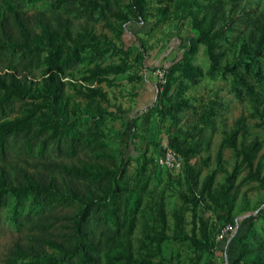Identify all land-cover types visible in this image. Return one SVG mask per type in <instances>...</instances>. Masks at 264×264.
Here are the masks:
<instances>
[{"label": "rangeland", "instance_id": "rangeland-1", "mask_svg": "<svg viewBox=\"0 0 264 264\" xmlns=\"http://www.w3.org/2000/svg\"><path fill=\"white\" fill-rule=\"evenodd\" d=\"M225 2L215 18L216 28L243 13H249L253 22L242 33H234L229 41L221 43L225 55L220 66L235 62L240 47L264 16V0ZM6 4L32 18L43 14L52 25L59 16L68 18L74 34L87 28L101 42H110L127 53L128 67L121 75L108 76L103 82L87 81L94 65L102 68L121 64L124 55L111 51L96 63L85 60L69 70L64 79L67 120L82 123L102 112L110 114L101 127L103 140L119 166L128 163L126 226L114 247L102 254L104 264H231L238 255V239L249 224L253 221L252 229L257 232L264 226V85L251 80L254 94L250 95L230 75L223 78L207 74L206 50L198 46L192 62L204 75L195 87L175 75L168 96L186 98L198 115L215 101L217 113L205 125L198 153L188 164L182 162L179 171L170 172L157 166L156 157L194 118L192 110L186 109L181 122L173 123L165 112L167 103L161 96L156 97V91L161 92L165 83L160 73L180 60L189 48L188 40L197 36L191 18L177 12L165 22L157 15L158 4L153 2L145 24H130L118 36L122 21L111 18L85 22L68 15L67 8L56 9L53 0H0V20L6 14ZM117 10L128 16V3L121 1ZM32 28L38 33L36 27ZM137 57L141 59L135 60ZM253 66L264 73V59ZM6 71L0 67V74ZM41 79L40 70L28 77L33 85H39ZM236 87L239 94L233 90ZM90 89L96 90L99 97L86 99ZM28 102H15L7 119L25 115ZM155 103L157 108L150 111ZM37 160L25 153L21 141L12 143L6 160H0V175L3 171L15 185V169L29 172ZM55 160L60 168L54 178L61 184L68 180L63 166L83 170L89 163L88 172L97 173L95 160L85 153L71 160ZM188 180L198 198L190 195ZM79 208L64 199L44 213H35L37 207H31L30 201L22 200L18 205L12 194H6L0 206V264H43L54 251L47 245L41 249L36 241L42 235L40 220L43 224L53 222L47 231L50 240L66 224L54 221L73 217ZM28 214L29 220H25ZM226 225L232 226V232L218 240V233ZM253 257L263 259L264 248ZM250 260L241 264H250Z\"/></svg>", "mask_w": 264, "mask_h": 264}, {"label": "trees", "instance_id": "trees-1", "mask_svg": "<svg viewBox=\"0 0 264 264\" xmlns=\"http://www.w3.org/2000/svg\"><path fill=\"white\" fill-rule=\"evenodd\" d=\"M121 1L128 3V16L121 15L117 10ZM225 1L229 0H53V5L56 9L67 8L68 15L85 22L118 19L122 21L118 36L130 24H145L153 2L158 4L156 13L165 22L177 12L191 18L197 36L188 40L189 48L185 49L182 58L166 69L161 92L156 91V97L161 96L167 103L165 112L176 125L181 122L186 109L192 110L193 123L184 130L180 129L168 141V148L188 164L198 153L205 125L216 115L218 104L211 101L198 115L186 98H170L168 94L175 75L192 87L204 75L192 62L198 46L206 50L209 62L207 74L223 78L230 75L250 95L254 94L251 80L264 85V73L253 66L259 59H264V16L248 41L240 47L235 62L220 66L225 55L221 43L229 41L234 33H242L253 22L249 13H243L227 19L216 28L215 18ZM53 21L54 25L43 14L34 18L27 16L11 4H6V14L0 20V67L7 70L0 74V160H6L12 143L18 141L23 143L27 155L38 158L29 172L23 168L15 169V185L1 171L0 206L8 193L15 197L18 205L22 200L30 201L31 207H37L35 213H44L64 199L76 203L80 208L73 217L54 221L66 224H62L60 232L50 240L47 231L54 224H43L40 220L38 225L42 235L36 241L41 249L47 245L54 251L43 264H104L102 254L114 247L126 226L128 163L119 166L117 158L103 140L101 127L110 114L102 112L82 123L78 119L67 120L64 79L69 70L85 60L96 63L111 51L124 55L121 64L102 68L94 65L87 81L103 82L108 76L121 75L128 67L127 53L110 42H101L87 28L74 34L68 18L59 16ZM32 27H36L38 33ZM37 70L42 72L41 83L33 85L28 77ZM32 86L35 88L32 89ZM233 90L240 93L237 87ZM84 97L96 98L99 93L90 89ZM24 100L29 101L27 113L7 119L15 102ZM158 103L152 104L150 111H154ZM35 149L38 150L35 152ZM83 153L95 160L97 173L92 175L88 172L89 163L84 165L83 170L63 166L68 180L58 183L54 174L60 165L55 159L71 160ZM187 188L193 199L199 197L190 180L187 181ZM28 217L29 214L25 220H29ZM261 217L264 219V215ZM252 223L239 237L238 255L231 264L245 263L248 258L251 259L250 264H264V258L254 260L253 257L264 248V226L261 232H257L252 229ZM202 246L207 247L206 244ZM17 250L22 255L19 247Z\"/></svg>", "mask_w": 264, "mask_h": 264}, {"label": "built area", "instance_id": "built-area-1", "mask_svg": "<svg viewBox=\"0 0 264 264\" xmlns=\"http://www.w3.org/2000/svg\"><path fill=\"white\" fill-rule=\"evenodd\" d=\"M165 72L160 73V78L164 79ZM156 164L158 167L167 171H179L182 168V159L170 148H166L161 154L156 157ZM233 228L230 225L224 226L217 235L218 240H222L232 232Z\"/></svg>", "mask_w": 264, "mask_h": 264}]
</instances>
